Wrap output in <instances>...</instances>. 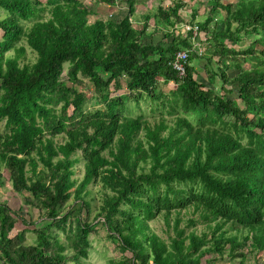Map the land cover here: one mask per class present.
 I'll return each instance as SVG.
<instances>
[{
    "label": "trees",
    "instance_id": "1",
    "mask_svg": "<svg viewBox=\"0 0 264 264\" xmlns=\"http://www.w3.org/2000/svg\"><path fill=\"white\" fill-rule=\"evenodd\" d=\"M44 1L0 0L7 12L0 19V167L23 206L42 218L31 229L36 242L23 244L22 216L0 201V264H85L99 224L121 252L106 264H215L225 249L224 259H244L247 241L252 252L264 251V0H207L210 13L196 23L203 4L189 5L187 23L179 13L186 3L174 0L144 14L139 28L131 23L136 0H124L122 16L108 19L90 17L81 0ZM218 8L225 11L219 28L211 16ZM150 18L167 26L161 40L146 34ZM182 23L190 24L184 32ZM21 40L36 55L32 63L20 60ZM180 49L188 53L183 74L170 65ZM194 60L204 61L206 79ZM123 77L127 92L113 94ZM83 79L102 107L85 110L76 87ZM160 81L175 84L168 100ZM142 99L167 103L172 124L123 113ZM190 206L214 221L209 232H186L177 216L169 225L172 212ZM160 214L172 230L167 241L149 225Z\"/></svg>",
    "mask_w": 264,
    "mask_h": 264
},
{
    "label": "rangeland",
    "instance_id": "2",
    "mask_svg": "<svg viewBox=\"0 0 264 264\" xmlns=\"http://www.w3.org/2000/svg\"><path fill=\"white\" fill-rule=\"evenodd\" d=\"M42 2H45L44 0H41ZM174 0H136L135 1V12L134 15L131 17V23L133 26L139 28L141 26L142 16L148 12H155L156 8L161 5L163 7H167L168 5H172ZM186 5L180 10V17L183 19V21L188 23V19L190 21L189 17V5L194 4V0H183ZM222 2H225L226 0H221ZM229 1V0H228ZM235 1V0H231ZM126 3L124 0L116 2L115 5L111 6L110 8V14L106 15L108 19L109 17H119L122 16V14L126 11ZM200 6H199V9ZM199 12V11H198ZM197 12V14H198ZM109 13V12H108ZM225 11L222 9H216V12L212 14L214 20L219 23L217 27L219 28L221 26V20L224 15ZM7 12L0 8V19L4 18L6 16ZM47 15V14H46ZM93 17V16H90ZM214 22L210 23V26L213 25ZM25 24L24 26L27 27L30 25L29 22H23ZM149 27L145 30L146 34H148L149 31H151L153 28L154 19L150 18L148 21ZM181 26L178 25V29H180ZM155 29H158L156 32L152 31V34H155L156 38H160L161 40L162 34L167 30L166 25H162L159 23ZM184 32V30H182ZM202 36V35H201ZM198 37L196 41H198L196 44H200L201 47H203V44L199 42L200 40H203V37ZM201 38V39H200ZM255 36H251V40L254 39ZM0 39H1V31H0ZM153 39V40H154ZM250 39L243 40L241 43L237 44L236 47L244 48L248 42H250ZM158 41V40H155ZM205 42V41H204ZM23 45L25 48V51L21 57V62L26 63H32L35 60V53L30 49V47L25 43L24 40H21L16 44V46ZM257 49L261 48L260 45L256 46ZM15 53L14 49H11L7 52L9 56L13 55ZM203 60L199 61H193V65L197 67V70L200 71L201 79H206L205 73L202 70L203 67ZM254 64L255 62L252 61ZM67 64L64 65V70H66ZM250 66V65H249ZM125 81L126 77H123L120 80L121 88L118 90L112 89L113 94H120L127 92V89L125 87ZM68 84H71L68 82ZM220 80L217 78V81L213 84L214 88L216 90H219ZM78 90H81L85 93L86 96V103H85V110L92 111L96 108L102 107L101 103L96 102L94 96V90L93 86L87 79H83V84H77L76 85ZM175 88V84L170 81L167 83L159 82L157 90L165 94V97L162 99H170L171 98V89ZM1 92V91H0ZM239 102V99H237ZM166 102V101H165ZM128 109L125 110L124 114L129 115H137V114H143V116L150 122V124H153L155 122H158L161 118H165L167 120V123L170 125L172 124V118L175 117L174 114L168 113L167 110H169V106L166 103L165 107L162 108L161 106L157 105V102L151 101L150 99L140 100L137 102V104L134 101L128 102ZM152 108V109H150ZM71 109H69L70 112ZM4 120L0 122V130L4 131L3 128ZM139 138L144 141L143 137V131L139 133ZM62 135H55L54 141H60L62 140ZM245 141V139H244ZM74 156H80V151H77ZM41 168V164L38 165L37 169ZM74 174L73 178H76L77 181H79L83 176V165L82 162L79 161L75 163L74 167ZM147 169V168H146ZM0 173L2 175V186L0 187V201H4L12 210L17 212L20 216H22L23 220H19L17 223V228L19 230L23 229V244H31L36 242L35 234L32 232V227H38L41 224L42 218L39 217L37 209L35 207H29V206H23L22 197L20 193H16L12 188L10 181L8 179V171L1 166L0 167ZM30 172H28V175ZM98 183H95V185L91 184L89 185V189L91 190L92 197L96 200L93 204L97 203L100 199V195L98 193ZM71 201V199H69ZM68 201V202H69ZM95 211L92 210L90 218L93 217ZM198 211H194L193 207H187L184 209H181L179 211H174L170 214L169 217V225L173 223V219L175 216H177L179 221V226L184 228L186 232H189L191 230H194L197 234H200L202 231L209 232L210 229L208 228V224L213 225L214 221L208 222L204 221L200 218ZM193 219L194 224L190 225L189 220ZM149 225L151 228L163 239L167 241V235L172 233L171 227L168 226L165 222L164 215L160 214L157 215L154 219L149 221ZM246 230H241L240 232L234 229L229 230V234H237L240 236L241 234H244ZM15 234V231L13 230L10 235L13 236ZM64 234H61V238H63ZM89 241H90V247L88 249V256L86 259H84L85 264H106V261L108 258H119L121 252L118 251L115 247V244L107 237V233L105 228L102 225H98L96 232L90 233L89 235ZM249 241L246 242V245L244 246L243 250L245 251V258L242 259L240 256H235L233 259H224L226 257V254L228 252V249H225L223 254L221 256L217 257V260L215 261V264H260L264 261V251H257L252 252L250 247L247 245ZM227 248V247H226ZM128 254V253H127ZM129 255V254H128ZM216 253H210L209 255H206L203 257V259L212 258V256H215ZM202 259V260H203Z\"/></svg>",
    "mask_w": 264,
    "mask_h": 264
},
{
    "label": "crops",
    "instance_id": "3",
    "mask_svg": "<svg viewBox=\"0 0 264 264\" xmlns=\"http://www.w3.org/2000/svg\"><path fill=\"white\" fill-rule=\"evenodd\" d=\"M82 2H84L86 5H88L94 12V15L93 17H100V18H103V19H106L108 14H110V8L111 6L115 5L117 1H119L121 3L122 0H115L113 4H107V3H104L103 0H81ZM198 1L199 3L203 4L200 6V9L201 10H198V14L195 18V21L194 23H196L197 21H202L204 16L209 12V8H208V3H207V0H194V2ZM231 1V0H229ZM236 1V0H235ZM235 1H231V2H235ZM190 9H188V12H189V16H190ZM109 12V13H108ZM213 12L211 13V16H212ZM189 18V17H188ZM193 23V24H194ZM179 26L180 27V31L182 32V30H187L189 27H190V24H187V23H182L180 24ZM148 27H149V24H148ZM152 30L148 32L149 33H152V31L156 32L158 29H156V31L154 30L155 29V26L153 24L152 26ZM153 35V39L156 38L155 34H152ZM160 38H157V39H154V40H159ZM201 39V38H200ZM195 42V41H194ZM197 42H195L196 44ZM198 46V48L200 49V51L203 50V47L200 46V44H196Z\"/></svg>",
    "mask_w": 264,
    "mask_h": 264
},
{
    "label": "built area",
    "instance_id": "4",
    "mask_svg": "<svg viewBox=\"0 0 264 264\" xmlns=\"http://www.w3.org/2000/svg\"><path fill=\"white\" fill-rule=\"evenodd\" d=\"M197 26H193V32L195 31ZM188 53L185 49H180L175 51L173 59L170 62V65L173 69H175L179 74H183L185 66L187 65L188 61Z\"/></svg>",
    "mask_w": 264,
    "mask_h": 264
}]
</instances>
